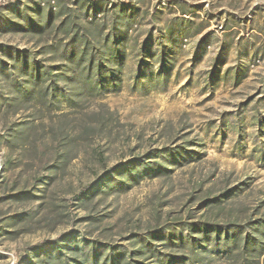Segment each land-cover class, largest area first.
Returning <instances> with one entry per match:
<instances>
[{"label":"rangeland","instance_id":"rangeland-1","mask_svg":"<svg viewBox=\"0 0 264 264\" xmlns=\"http://www.w3.org/2000/svg\"><path fill=\"white\" fill-rule=\"evenodd\" d=\"M50 8L104 35L125 9L118 91L93 95L63 75L56 97L49 80L17 73L16 52L53 73L68 63L64 16L30 29ZM255 219H264V0H0V264H92L76 248L84 241L102 249L98 264L121 253L120 264H160L142 239L177 257L171 264H264V253L217 255L189 230ZM188 232L200 242L182 244Z\"/></svg>","mask_w":264,"mask_h":264},{"label":"trees","instance_id":"trees-1","mask_svg":"<svg viewBox=\"0 0 264 264\" xmlns=\"http://www.w3.org/2000/svg\"><path fill=\"white\" fill-rule=\"evenodd\" d=\"M64 9H59L58 11H53L52 8L48 10V16L45 21L42 23L34 24L33 21H29L30 29L36 30L38 32L46 31L48 28H52L54 21L53 18H59L64 16V19L61 21L60 26L58 27L59 31H63L71 36L70 41L64 45L63 51H61L62 59L68 63L63 64V72L53 73L54 67L44 68L39 64L38 61L31 58V54L26 52L20 53L16 52L13 61L14 67L17 70L19 75H28L30 77L29 83L36 85L38 82H45L49 80L48 90L52 91V94L56 97L62 94V90L59 86V81L63 79L69 82L70 85L76 86L82 91H88L93 95H99L104 92H113L120 89V84L123 80L122 69L126 65L127 54H128V45H129V31L131 20H126L125 9L121 8V13L117 20L114 22V27H118L117 32H113L104 35L103 32H97L100 24L93 26L92 31L84 30L82 27L75 26L69 19L70 15H67ZM187 14V12H185ZM131 19H133L132 14ZM84 30V31H83ZM200 32V31H198ZM145 47V46H144ZM170 47L163 46L161 48V57L165 61L166 56L170 53ZM219 63V58L217 59L216 65ZM163 69V67H162ZM165 70V69H164ZM161 71L162 74H165V71ZM67 72V73H66ZM229 70L227 69L226 73ZM66 74H69L66 75ZM58 77V78H56ZM22 87V86H21ZM20 87V88H21ZM23 88V87H22ZM26 94V91L24 93ZM167 151V148L158 150L156 158H160L162 153ZM187 152L186 150H184ZM178 152H172L171 156L174 161L177 160ZM135 163H132L131 166H135ZM160 168L158 172L162 173L165 171L163 165L157 164ZM131 167H128L127 170H123L122 176H127L132 178L133 174L129 173ZM126 172V173H125ZM141 171L138 170V174ZM125 186H128V183H124ZM191 232H201L204 235V239L211 244L209 249L215 254H231L235 250L242 252L248 256H260L264 253V219H255L248 222L246 225L229 223L227 225H212V224H197L192 225L189 229ZM157 237H165L169 242H173V239L177 237L170 234L164 235H154ZM179 238V239H178ZM182 244L196 245L200 242V239H197L192 233L188 232L186 235L178 237ZM144 247L147 251L151 252L157 256V262L160 264H171L173 259L177 257H169L167 254H163L152 249L151 243L147 239H142ZM86 245L80 247L76 244V248L80 249V254L85 257L86 261H90L92 264H98L99 257L102 255L100 252L102 249L97 248L94 244L91 245L89 241H84ZM88 243V244H87ZM79 246V247H78ZM61 246L57 245L55 250L57 251L56 258L61 259L62 250ZM113 248V247H112ZM111 250V248H109ZM88 250L87 253L83 251ZM126 253H121L116 259H113L111 254L105 255L103 258L102 264H120V258L126 259ZM40 258V257H39ZM40 260V259H39ZM38 260V261H39ZM44 260V259H43ZM65 264H68L67 261H64ZM30 264H35L30 262ZM80 264H84L81 262ZM122 264H129L128 262ZM143 264V263H142Z\"/></svg>","mask_w":264,"mask_h":264}]
</instances>
